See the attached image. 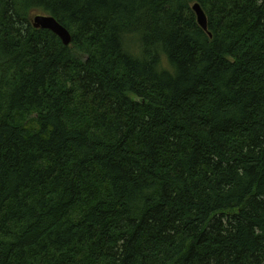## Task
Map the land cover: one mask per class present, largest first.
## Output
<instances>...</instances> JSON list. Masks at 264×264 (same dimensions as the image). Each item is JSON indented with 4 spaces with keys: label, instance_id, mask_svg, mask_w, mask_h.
<instances>
[{
    "label": "trees",
    "instance_id": "1",
    "mask_svg": "<svg viewBox=\"0 0 264 264\" xmlns=\"http://www.w3.org/2000/svg\"><path fill=\"white\" fill-rule=\"evenodd\" d=\"M0 264H264V0H0Z\"/></svg>",
    "mask_w": 264,
    "mask_h": 264
},
{
    "label": "water",
    "instance_id": "2",
    "mask_svg": "<svg viewBox=\"0 0 264 264\" xmlns=\"http://www.w3.org/2000/svg\"><path fill=\"white\" fill-rule=\"evenodd\" d=\"M191 7L196 15L198 25L203 30L207 31V20L202 8L197 2L193 3ZM30 21L35 29H48L61 40L63 45L70 44V32L62 24H60L52 15L44 13L33 14L30 17Z\"/></svg>",
    "mask_w": 264,
    "mask_h": 264
}]
</instances>
